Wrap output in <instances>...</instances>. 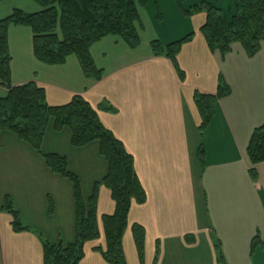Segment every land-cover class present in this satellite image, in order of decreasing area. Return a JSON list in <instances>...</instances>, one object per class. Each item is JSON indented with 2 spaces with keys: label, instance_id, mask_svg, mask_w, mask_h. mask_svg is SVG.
Instances as JSON below:
<instances>
[{
  "label": "crops",
  "instance_id": "1",
  "mask_svg": "<svg viewBox=\"0 0 264 264\" xmlns=\"http://www.w3.org/2000/svg\"><path fill=\"white\" fill-rule=\"evenodd\" d=\"M194 1L215 3L223 12L231 6V0H226L227 9L220 0ZM13 10L40 12L30 0H0V20ZM138 13L137 48L112 36L90 47L93 64L102 72L98 81L84 77L74 56L62 65L40 63L33 55L30 29L10 26L11 85L34 83L52 107L80 96L132 156L145 201L132 204L128 212L122 237L126 264H140L133 225L144 231L142 264H217L216 243L225 264H264L261 245L250 254L254 237L264 243V161L251 166L246 153L253 130L264 123V46L253 57H247L238 43L224 55L211 53L199 33L205 14L185 17L174 0H148ZM190 33V41L176 56L184 75L181 81L170 61L154 56L149 44L166 45ZM220 78L230 94L216 102L214 116L200 134L193 96L215 95ZM6 94L0 85V98ZM70 139L68 129L55 131L50 121L40 151L66 159L85 202L96 188L100 236L84 244L79 264H107L97 251L105 244L101 217L112 215L115 208L102 185L107 163L98 142L74 148ZM200 144L205 153L203 172L196 160ZM5 197L29 232L12 231L11 216L2 211ZM74 224L72 184L51 172L28 144L1 132L0 264H42L40 239L72 244Z\"/></svg>",
  "mask_w": 264,
  "mask_h": 264
},
{
  "label": "trees",
  "instance_id": "2",
  "mask_svg": "<svg viewBox=\"0 0 264 264\" xmlns=\"http://www.w3.org/2000/svg\"><path fill=\"white\" fill-rule=\"evenodd\" d=\"M40 12L24 14L19 10L0 20V85L7 91L0 98V133L7 131L36 151L51 172L67 179L73 187L74 232L72 244L61 242L50 244L41 240L42 264H79L86 242L99 238L96 213V188L85 202L80 191L78 178L69 172L66 159L55 154H41L40 148L46 127L50 121L55 131L68 129L70 144L74 148L99 143V153L107 163V173L102 185L110 192L114 202V212L101 217L104 248L97 249L107 264H126L122 249V237L127 227V216L132 204L141 205L145 201L144 191L136 177L132 156L122 143L105 129L92 107L80 96H75L65 105L52 107L46 103L43 89L34 83L13 87L10 83V56L7 31L10 26H23L32 33V50L37 61L45 65H62L66 58L74 56L85 78L100 80L98 70L90 57V47L101 39L112 36L120 39L128 48L135 49L140 44L138 32L141 23L138 10L148 0H30ZM154 1V0H153ZM183 16L204 13L205 23L199 29L208 50L224 55L238 43L247 57H253L264 46V0H231L228 11L223 12L215 3L200 2L187 8L183 0H174ZM156 16L159 11L155 4ZM192 34L162 45L150 42L154 56L163 55L170 61L179 80L183 73L176 63V56L183 44L190 41ZM230 90L219 79L215 95L195 93L193 101L200 117V134L209 126L214 116L215 104L228 97ZM112 111L111 108L107 109ZM246 153L251 166L264 161V123L253 130ZM196 160L203 172L205 153L200 144ZM254 176L253 169L250 170ZM2 211L11 216L13 232H29L24 226L8 197L4 198ZM132 237L140 264L143 261L144 231L138 225L132 226ZM261 245L256 237L251 243ZM217 264H223L219 245H214Z\"/></svg>",
  "mask_w": 264,
  "mask_h": 264
},
{
  "label": "rangeland",
  "instance_id": "3",
  "mask_svg": "<svg viewBox=\"0 0 264 264\" xmlns=\"http://www.w3.org/2000/svg\"><path fill=\"white\" fill-rule=\"evenodd\" d=\"M160 4V6L162 7V9L164 8L165 9V5L160 1L159 2ZM228 3H230V1L228 2V1H226V0H220V3H219V5L223 8V9H227V7H228ZM195 4H198L197 2H195L194 0H183V5H184V7L185 8H187V7H189V6H192V5H195ZM141 9V8H140ZM145 12H147V9L145 8ZM146 15V14H145ZM140 16H141V18L143 19V18H145L144 17V15H142V12H140ZM214 245H217V243L216 244H214ZM259 246V244L257 245H255V248L256 247H258ZM254 248V249H255ZM254 249H253V251H254ZM253 251L250 249V254H252L253 253ZM221 253V252H220ZM217 259V258H216ZM217 263V262H216ZM223 264H225V261L223 260Z\"/></svg>",
  "mask_w": 264,
  "mask_h": 264
}]
</instances>
